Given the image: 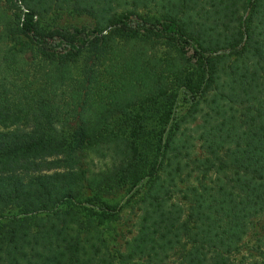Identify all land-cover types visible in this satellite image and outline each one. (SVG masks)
<instances>
[{
  "label": "trees",
  "instance_id": "obj_1",
  "mask_svg": "<svg viewBox=\"0 0 264 264\" xmlns=\"http://www.w3.org/2000/svg\"><path fill=\"white\" fill-rule=\"evenodd\" d=\"M0 125V264H264V0H0Z\"/></svg>",
  "mask_w": 264,
  "mask_h": 264
},
{
  "label": "rangeland",
  "instance_id": "obj_2",
  "mask_svg": "<svg viewBox=\"0 0 264 264\" xmlns=\"http://www.w3.org/2000/svg\"><path fill=\"white\" fill-rule=\"evenodd\" d=\"M117 15H120L122 12L120 10H117ZM87 25H90L89 22H86ZM209 105H201L200 109H199V113H197L195 115V117H190L187 114V109H188V105L187 103L183 102L181 103L180 109H179V118L184 121V126L183 129L186 128L187 130H191L194 127H196L198 124H201L203 122V117L204 114L207 112H209ZM194 122H191V121ZM15 127H7V126H1L0 125V132H5V131H11L13 130ZM192 153V157L194 158H199L202 159L205 157V153L201 148V144L197 143L196 144V148L194 149V151L191 152ZM192 158V159H194ZM183 163H187L188 165V169H185L184 174L182 175V178H184V180L186 179V181L188 183H192L199 175L196 171V168L194 169L193 164L191 163V160H184ZM194 171V172H192ZM192 172V173H191ZM191 173V174H190ZM189 177V179H187L186 177ZM186 184V183H185ZM186 185L182 184L181 187H185ZM180 201V199L178 200ZM141 217V213L139 212V209L137 206H135L134 208H126L122 214H121V231L124 235L125 240L121 241V251H124V244L126 243V241L132 239L136 233H137V229H138V224H139V220ZM246 245L245 247H250L252 245L256 244V240L254 237H252L251 235H249L246 240ZM247 255V250H242V253L239 255L238 258H241L242 256H246ZM174 261V259L172 260Z\"/></svg>",
  "mask_w": 264,
  "mask_h": 264
}]
</instances>
